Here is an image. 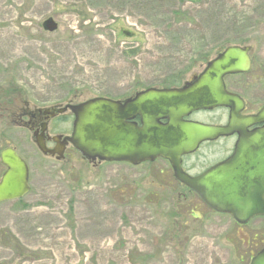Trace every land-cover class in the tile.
I'll list each match as a JSON object with an SVG mask.
<instances>
[{"label": "rangeland", "instance_id": "rangeland-1", "mask_svg": "<svg viewBox=\"0 0 264 264\" xmlns=\"http://www.w3.org/2000/svg\"><path fill=\"white\" fill-rule=\"evenodd\" d=\"M229 45H249L253 67L226 84L249 81L264 102V0H0V90L13 106L188 79ZM6 120L0 149L25 156L30 189L0 203V264H249L264 245V229L210 211L163 162L93 166L71 149L56 161Z\"/></svg>", "mask_w": 264, "mask_h": 264}, {"label": "water", "instance_id": "water-1", "mask_svg": "<svg viewBox=\"0 0 264 264\" xmlns=\"http://www.w3.org/2000/svg\"><path fill=\"white\" fill-rule=\"evenodd\" d=\"M44 27L53 31L57 25L48 19ZM250 66L249 46H227L181 88H148L123 103L95 97L69 105L75 118L71 136L64 141H69L89 161L97 158L135 165L156 157L167 159L175 178L198 193L209 207L244 224L256 215H264V127L246 131L248 126L264 121V107L255 115L240 117L242 99L225 89L223 77L244 73ZM214 107L229 108L226 125L207 127L182 118L194 110ZM134 113L140 115L141 127L130 121ZM159 118H166L167 122L161 124ZM233 132L239 133V139L225 161L202 176L190 177L181 170V156L194 151L199 142ZM35 144L43 154H56L57 160L63 157L62 144L47 149L40 138ZM0 162L5 167L0 178V202L21 198L29 191L26 162L10 147L1 150ZM249 264H264V247Z\"/></svg>", "mask_w": 264, "mask_h": 264}, {"label": "flooded vegetation", "instance_id": "flooded-vegetation-1", "mask_svg": "<svg viewBox=\"0 0 264 264\" xmlns=\"http://www.w3.org/2000/svg\"><path fill=\"white\" fill-rule=\"evenodd\" d=\"M253 64L251 63V68L246 72L250 73L252 71ZM201 71V70H200ZM199 71V72H200ZM199 72L194 73L188 79L181 78H170V79H159L154 82L151 86L146 87H139V83L137 82L135 85L137 86L133 91L127 95H123L118 98H113L119 100L123 103L128 98H133L137 93L146 90L148 88H155V89H175L180 88L184 85L186 81H191L194 79ZM240 75V74H239ZM259 78V77H257ZM182 80V82H180ZM254 84L250 83L249 81H245L243 83H237L234 86H228L225 82L226 90L232 93H236L243 102L242 109L238 112L240 117H246L250 115H255L262 107H264V102H258L261 99L262 91L258 90L255 87H252ZM13 93H21V91L13 90ZM12 90L11 89H2L0 90V118L4 121L14 116V123L17 128L23 129L27 133L31 134L32 141L35 145L36 138H40L45 143L47 149H55L59 145H64L63 150V157L60 160L56 159V154H43L41 151L36 149L45 157L56 160V161H63L65 159L66 150L71 149L77 153L79 151L69 142L64 141L65 137L71 136L72 128H73V121L75 118L73 110L69 107V105H77L83 101H76L75 99H69L65 102L54 103L48 106H36V105H29L26 101L22 105H12ZM107 97V96H105ZM260 97V99L258 98ZM111 98V97H109ZM87 100V99H86ZM11 106V107H10ZM62 109V110H61ZM60 110V111H59ZM230 117V110L226 107H214L211 109H199L194 110L189 113L187 116H183L182 118L186 121H193L200 123L203 126L207 127H217V126H224L228 123ZM132 123L136 127H141V117L138 113H134L132 118L130 119ZM159 123L165 124L167 122L166 118H159ZM59 123H63L68 125L67 130H63L60 127ZM264 127V121L252 124L246 128L247 132H253L254 130L260 129ZM239 139V133L233 132V134L227 136H219L212 139H205L199 142L197 147L194 151L183 154L180 160V167L181 170L190 177H197L202 176L205 172L210 170L211 168L215 167L216 165L225 161L229 156L232 155L235 149V145ZM221 140H228V145L226 146L227 154L223 157H219L218 155V145ZM36 146V145H35ZM10 147L15 152L26 161L25 156L20 152V150L16 146H5L3 148ZM0 149L1 150L3 149ZM80 154V153H79ZM81 156V154H80ZM82 158V157H81ZM83 159V158H82ZM85 160V159H83ZM87 163L96 166L103 162L109 163V161H99L97 158L95 160H85ZM154 162H163L167 169L165 172L162 168L159 169L160 174L168 173L169 176L172 177V180L177 183L181 189H184L186 193L193 194L195 197L200 201V203L209 209L210 211L215 212L212 210L196 193L187 185L181 183L177 180L174 176V171L169 160L157 157L154 160H145L138 164H131L129 162H114V163H126L133 167H139L144 165H150ZM112 163V162H111ZM28 164V163H27ZM0 167H2V171L0 172V178L3 172L5 171V167L0 162ZM262 189L264 186L261 187ZM152 192L154 190H151ZM262 203L264 208V192L262 193ZM220 214V213H217ZM227 215V214H224ZM229 216V215H228ZM230 217V216H229ZM231 218V217H230ZM232 219V218H231ZM233 220V219H232ZM236 223V222H235ZM238 226H247L251 225L254 228L264 229V215H256L250 218L244 224H238Z\"/></svg>", "mask_w": 264, "mask_h": 264}, {"label": "trees", "instance_id": "trees-1", "mask_svg": "<svg viewBox=\"0 0 264 264\" xmlns=\"http://www.w3.org/2000/svg\"><path fill=\"white\" fill-rule=\"evenodd\" d=\"M177 77H178V78H181V77H182V75H180V76H177ZM178 78H177V79H178Z\"/></svg>", "mask_w": 264, "mask_h": 264}]
</instances>
